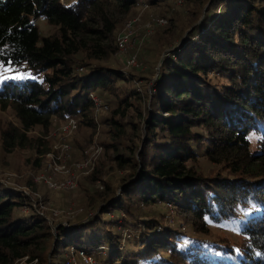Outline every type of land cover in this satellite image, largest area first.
<instances>
[{
  "label": "trees",
  "instance_id": "16d2710c",
  "mask_svg": "<svg viewBox=\"0 0 264 264\" xmlns=\"http://www.w3.org/2000/svg\"><path fill=\"white\" fill-rule=\"evenodd\" d=\"M173 1L0 0V62H11L9 75L34 77L0 82V109L16 121L0 129L7 152L25 148L27 133L47 131L54 119H74L77 130L94 126V116L110 110L95 112L96 93L112 98V116L103 124L109 122L116 137L126 126L141 133L139 145L115 159L133 174L120 178L116 195L106 190L97 196L93 216H79L71 230L56 227L54 247L51 227L27 196L0 191V264L23 258L67 264L59 251L67 246L91 257L104 252L101 244L75 246L81 233L72 232L115 212L124 214L121 226L133 236L110 239L108 249L117 252L110 264H264V0H184L192 7L187 33L177 50L156 58L153 79L146 81L150 96L127 90L134 76L108 60L115 16ZM38 21L51 34L42 36ZM121 57L125 65L128 57ZM130 109L131 122H120ZM201 162L221 172H199ZM22 206L31 212L22 215ZM168 206L175 218L170 224ZM213 228L229 229L239 243L213 240Z\"/></svg>",
  "mask_w": 264,
  "mask_h": 264
},
{
  "label": "rangeland",
  "instance_id": "374dc122",
  "mask_svg": "<svg viewBox=\"0 0 264 264\" xmlns=\"http://www.w3.org/2000/svg\"><path fill=\"white\" fill-rule=\"evenodd\" d=\"M181 1L174 0L169 5H160L158 7L141 5L135 7L128 16H115L117 21H115V31L110 43L111 57L108 60L124 74L126 73L128 77L129 74L134 76V80L131 82L132 85L126 84L125 88L127 90L134 87L136 90L141 89L142 93L146 91L148 97L150 96L148 85H150L151 81H146L149 78L153 79L152 72L157 62L156 58L160 59L169 50H177L178 44L182 40L180 37H184L183 34L187 33L185 30L186 26L189 25V18H187L186 13L192 7L190 2L186 4L184 0ZM160 21L162 22L160 23ZM37 23L42 36L51 34V29L43 21H38ZM129 24H132V38L126 45L127 50L125 53L120 54L117 49L118 47H116V40L120 34L127 30ZM168 45L170 48L163 51ZM121 55L126 56V58L135 57L136 66L133 68L126 67L123 64ZM142 86H145L143 87L144 89H142ZM122 95L123 92L120 90L118 96L121 97ZM93 96L97 97L110 110L102 116H94L96 124L92 127L79 125L78 130L76 129L70 139H67L66 144L69 147L68 154L70 155L67 167L82 166L85 163L88 158L82 155L83 150L93 140L97 143V147H101V151L90 159L89 165L82 169L88 172V177H81L75 190L62 191L50 189L43 179H39L44 174L48 155L50 153L55 155L60 154V148L65 142L59 139L58 134L67 120L60 121L54 119L47 131L39 128L32 130L27 133L26 137L28 141L25 148H16L10 152L5 150L2 135L0 134V191L15 194V196H19L20 194L27 196V200L36 209L35 211L43 214L44 219L51 227L53 235L51 247L55 245L56 227L63 226L66 230H71L78 225L76 219L79 216L85 213L88 216H93L98 212L96 206L97 196L100 193L103 194L106 190L109 192L115 191L116 195L119 189L120 178L133 174L127 167H118L115 159L122 152L126 153V148L134 149L135 146H138L139 141L137 140V136L141 133H138L136 130L132 131L130 126H126L124 135L120 138L116 137V131L110 126V123L103 124L106 118H111L112 116L111 112L114 109L113 105L110 104L112 98H108L105 101L104 97L97 93ZM147 100L149 102V98ZM106 102L109 105L105 104ZM131 104H133L136 110H140V105L137 101L131 100ZM143 104L142 102V106ZM133 116H135V113L133 109H130L126 117L122 119L116 117V120L121 119L120 122L129 124ZM9 123L16 125L13 113L10 110L0 109V129L7 127ZM143 139L144 136H142V141ZM87 162L89 161L87 160ZM196 168L204 174L210 173L214 175L217 172H221L219 167L206 162H201L199 165H196ZM89 174L91 175L89 176ZM46 175L51 174L47 172ZM61 176V174H58V176L53 178L59 183L62 181ZM110 196H107V202H110L108 200ZM90 203L92 204L91 206L88 205ZM164 211L168 216L166 218L167 224H170L175 219L172 208L168 206ZM30 212L31 209L29 207H21L20 213L22 215ZM36 218L32 217L30 221H34ZM110 218H112L111 221L115 220L114 222L117 224L116 228L111 227L112 222ZM121 218H125V216L120 212L103 213L100 215L99 221L93 222L94 224L92 223L87 227L75 229L72 232L75 233L77 231L81 233V238L75 246H92L94 248H97L100 244L105 246L104 252L95 251L91 254L93 260L89 264H110L113 261V257L117 254V252L108 249L111 246L110 239H113L118 234H123L124 239L133 236L130 228L121 226ZM91 228L93 229L92 234H90ZM185 230L191 233L190 229L187 228ZM127 234L129 235L128 237ZM209 236L213 240L223 238L231 244L239 243L238 236L229 229H210ZM69 247L59 248L61 258H65L67 264H85L79 256L69 250ZM130 247V243H127L126 250ZM25 262L26 258H23L17 264H27Z\"/></svg>",
  "mask_w": 264,
  "mask_h": 264
},
{
  "label": "built area",
  "instance_id": "2783aa9c",
  "mask_svg": "<svg viewBox=\"0 0 264 264\" xmlns=\"http://www.w3.org/2000/svg\"><path fill=\"white\" fill-rule=\"evenodd\" d=\"M159 22V21H158ZM157 22V23H158ZM162 21H160L161 23ZM132 24L127 26V30L120 34L116 40L118 52L120 54L125 53L127 50V43L130 42L132 38L131 32ZM126 67H135L136 60L135 57H129L125 61ZM91 100L93 103L94 110L97 114L107 111L108 107L104 105L97 97L91 95ZM77 129V122L74 119H69L66 121V124L61 127L59 130L58 137L60 140L65 142L62 144L60 148V154L55 155L50 153L46 159L44 174L39 177V179H43L44 183L50 189L62 190V191H72L75 190L78 184V181L81 177L87 176L88 172L82 170L87 167L90 163V159L95 156L97 153L101 151V147H97V143L93 140L91 144H89L84 150L82 155L85 158H88L82 166L76 165L72 167H67V163L70 160L69 147L66 144L67 139H70L71 135ZM49 172L51 175H46ZM61 174L62 181L57 183L53 177ZM129 235L127 234V237ZM73 253L79 256L85 264H89L92 262L93 258L86 254L83 251L73 250Z\"/></svg>",
  "mask_w": 264,
  "mask_h": 264
},
{
  "label": "snow or ice",
  "instance_id": "6c2138e0",
  "mask_svg": "<svg viewBox=\"0 0 264 264\" xmlns=\"http://www.w3.org/2000/svg\"><path fill=\"white\" fill-rule=\"evenodd\" d=\"M14 71L15 70L12 68L10 61L0 62V82L8 80L21 81L25 79H34L31 74H28L26 76L25 74L19 72H15V74L9 75V73H13ZM249 138L251 139L252 137ZM261 139H264V137H261Z\"/></svg>",
  "mask_w": 264,
  "mask_h": 264
}]
</instances>
